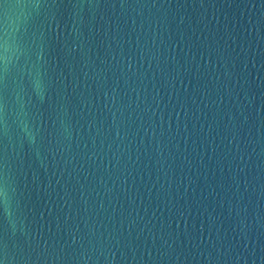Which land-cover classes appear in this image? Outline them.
Returning <instances> with one entry per match:
<instances>
[{"label":"water","instance_id":"water-1","mask_svg":"<svg viewBox=\"0 0 264 264\" xmlns=\"http://www.w3.org/2000/svg\"><path fill=\"white\" fill-rule=\"evenodd\" d=\"M34 2L0 7L4 264H264V0Z\"/></svg>","mask_w":264,"mask_h":264},{"label":"snow or ice","instance_id":"snow-or-ice-1","mask_svg":"<svg viewBox=\"0 0 264 264\" xmlns=\"http://www.w3.org/2000/svg\"><path fill=\"white\" fill-rule=\"evenodd\" d=\"M68 2V6H71V2L72 0H67ZM77 3H79V0H77ZM65 2H63V0H52V3H49L47 5V7L49 8H59L61 6H64ZM5 5V0H0V7H3ZM34 7H42L44 6L43 4H41L40 0H35ZM261 28L264 29V19H262L260 22ZM21 47H24L23 44V40H21L20 43ZM27 50V49H25ZM0 59L3 60V65H0V82L3 81V79L5 78V76L7 75V57L6 56H0ZM22 69L17 68L16 69V73L18 74ZM103 87V85H102ZM6 109V105L3 101V98L0 97V113H2L4 110ZM6 205H7V200H6V192H5V186L3 184H0V209H6ZM76 231H79V229L77 228ZM92 236V240H89V236ZM264 235V234H262ZM95 230L92 229L91 231H84L83 236H82V243H81V249L86 252V249L84 248V242H88V243H94L95 242ZM160 239L164 241L165 244L168 243L169 240L173 241V244L176 241V238L174 237V234L171 233H161ZM75 242V241H74ZM36 242L31 238L30 235H28V239H23V240H19L18 239V243H17V248L21 253H25L28 251H35L34 248V244ZM8 250V245L5 241V238L0 235V257L5 256L6 252ZM45 250H47V248L45 247ZM168 252H170L172 255L175 254V249L172 246L168 247ZM0 264H4V259L0 258Z\"/></svg>","mask_w":264,"mask_h":264}]
</instances>
